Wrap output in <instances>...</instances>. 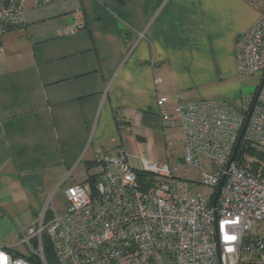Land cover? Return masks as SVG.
Masks as SVG:
<instances>
[{"label": "crops", "instance_id": "crops-1", "mask_svg": "<svg viewBox=\"0 0 264 264\" xmlns=\"http://www.w3.org/2000/svg\"><path fill=\"white\" fill-rule=\"evenodd\" d=\"M263 10L264 0H24L20 21L0 31V245L27 255L19 241L38 219L37 195L80 165L88 172L120 144L139 170L144 139L173 129L158 96L170 110L239 106L235 41ZM78 16L85 27L68 33Z\"/></svg>", "mask_w": 264, "mask_h": 264}, {"label": "built area", "instance_id": "built-area-1", "mask_svg": "<svg viewBox=\"0 0 264 264\" xmlns=\"http://www.w3.org/2000/svg\"><path fill=\"white\" fill-rule=\"evenodd\" d=\"M23 1L0 4V31L20 21ZM84 27L78 16L66 31ZM235 55L240 82L259 77L253 93L239 106L201 99L171 110L158 96L160 122L182 133L180 163L140 157L135 170L120 144L100 155L87 179L65 189L61 215L45 220L44 211L22 229L27 255L46 264L44 234L56 264H264V10L236 39ZM181 166L198 173L209 195L181 178ZM0 264L35 263L0 245Z\"/></svg>", "mask_w": 264, "mask_h": 264}, {"label": "rangeland", "instance_id": "rangeland-1", "mask_svg": "<svg viewBox=\"0 0 264 264\" xmlns=\"http://www.w3.org/2000/svg\"><path fill=\"white\" fill-rule=\"evenodd\" d=\"M258 82L259 77L257 75L251 76L242 81V94L246 96L249 93H253L256 90ZM172 128L173 129L163 128V130H153V133L144 139V158L150 159L158 165L166 163L171 168L180 163L181 133L176 127ZM168 141L172 142V144L167 145ZM130 162L134 167H138L135 160ZM92 171H94L93 167L87 172L85 167L80 165L64 184L60 183L56 185L44 195H37L36 203L40 206V209H38L40 212L38 220L43 213V209L44 211L48 210L50 213L55 212L57 215H61L64 212L66 204L64 193L66 187L74 181L77 182L84 179L86 174ZM179 172L183 180H193L189 181L193 190H196L205 196L209 195L211 189L198 183V173L196 171L181 166Z\"/></svg>", "mask_w": 264, "mask_h": 264}, {"label": "trees", "instance_id": "trees-1", "mask_svg": "<svg viewBox=\"0 0 264 264\" xmlns=\"http://www.w3.org/2000/svg\"><path fill=\"white\" fill-rule=\"evenodd\" d=\"M6 3H3V4H6ZM12 26H13V24L8 23L5 25L4 29H8ZM247 151H250V149H247ZM257 155L259 156V158H262L263 152L260 151L257 153ZM94 164H95V160L92 163H89L88 169L93 167ZM142 175L143 174H141V173L139 174V176H142ZM51 215H52V213H50L48 210H46L44 213V219L48 220L51 217ZM32 244L34 247H37V245H38L37 239H33ZM41 245H42V250H43V254H44L46 264H56L51 245H50L49 241L47 240V238L44 236V234H42V236H41ZM13 255L19 256L17 254H13ZM22 257H25L26 259L34 262L35 264H42L41 260L35 255H24Z\"/></svg>", "mask_w": 264, "mask_h": 264}]
</instances>
